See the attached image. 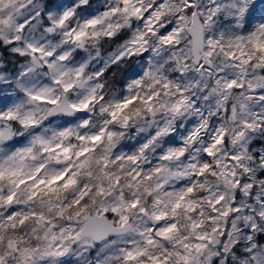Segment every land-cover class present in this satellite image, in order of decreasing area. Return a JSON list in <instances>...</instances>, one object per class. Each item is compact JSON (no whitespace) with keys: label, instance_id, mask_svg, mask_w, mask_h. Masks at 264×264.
I'll use <instances>...</instances> for the list:
<instances>
[{"label":"snow or ice","instance_id":"6c2138e0","mask_svg":"<svg viewBox=\"0 0 264 264\" xmlns=\"http://www.w3.org/2000/svg\"><path fill=\"white\" fill-rule=\"evenodd\" d=\"M105 3L0 0V264H264V0ZM101 36L123 42L117 69L148 57L150 94L103 109L98 131L34 135L57 112L88 116L104 85L78 60ZM136 102L170 118L113 154L108 128Z\"/></svg>","mask_w":264,"mask_h":264},{"label":"clouds","instance_id":"9594fccd","mask_svg":"<svg viewBox=\"0 0 264 264\" xmlns=\"http://www.w3.org/2000/svg\"><path fill=\"white\" fill-rule=\"evenodd\" d=\"M115 0H108V3H114ZM93 10L99 15L104 8L108 7L105 0H98V2H93ZM79 19V17H77ZM120 18L112 17L105 22V25H101L96 31H100L101 28L106 27L107 23H116ZM122 41H109L101 36L98 40H90L86 48L81 49L84 55V59L79 61L78 58L73 57L78 60V63H84L86 65L83 78L88 80L89 87H94L96 84L101 83L104 85L103 89H97L96 103L88 110L87 117H77L74 111L68 113L57 112L52 116H48V119L43 122V127H41L34 135H39L47 129V135H52V130L59 126H67L74 128L83 119H88L91 124L85 134H89L93 129L99 130L101 127H108L105 125L104 121L109 119L107 112L103 109L111 110V106L117 101L122 100L127 96H135L139 93L141 96L150 94L148 89L152 85V81L143 76V72L148 69V57H136L134 59L128 57L127 55L121 61H116L119 67L118 69L114 67L113 59L119 53L122 46ZM151 53H149V56ZM157 63V60L152 61L153 66ZM77 65H70V67H75ZM111 69V70H110ZM97 72H102L103 75L100 79H97ZM142 80L143 85L141 87H136L133 84V80ZM80 89H76L73 92V99L80 93ZM104 97L103 101L99 99ZM168 98L166 96H161L159 100L154 101V105L157 107L163 103ZM44 109L49 106L42 105ZM137 109L141 110L139 116L135 115ZM144 105L142 103H134L125 115L131 116L128 121L127 127H121V122H117L108 128V131L114 132L116 134L114 142L111 144V153L116 155H129L138 154L139 149L144 143H147L156 134L157 123L163 126V122L170 118V114H166L162 109H159L155 116L151 113L143 111ZM47 115L46 112L42 111L38 113V118ZM71 119L69 123L68 120ZM48 120L51 123H48ZM28 131V130H25ZM84 131V130H81ZM179 138V137H178ZM163 143V138H161L160 143L151 146L150 150H146L144 158L140 160V164L143 165L145 161H150L154 158L153 154L156 149L159 148ZM133 145L131 150H128L125 145ZM109 142L105 140L104 145L107 147ZM128 168L132 165L128 164Z\"/></svg>","mask_w":264,"mask_h":264},{"label":"rangeland","instance_id":"374dc122","mask_svg":"<svg viewBox=\"0 0 264 264\" xmlns=\"http://www.w3.org/2000/svg\"><path fill=\"white\" fill-rule=\"evenodd\" d=\"M93 2H94V3H95V2H98V0H93ZM258 14H259V13H258ZM78 58H79V57H78ZM13 144H14L15 147H19V146H21V144L18 143V142H10V145H9V146L12 147ZM125 147H126L128 150H131L132 147H133V145L129 144V145H125Z\"/></svg>","mask_w":264,"mask_h":264}]
</instances>
